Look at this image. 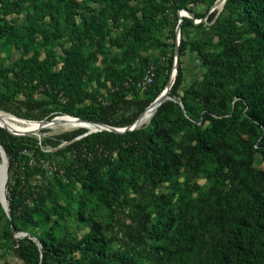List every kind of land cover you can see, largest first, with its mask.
Instances as JSON below:
<instances>
[{
    "label": "rangeland",
    "instance_id": "obj_1",
    "mask_svg": "<svg viewBox=\"0 0 264 264\" xmlns=\"http://www.w3.org/2000/svg\"><path fill=\"white\" fill-rule=\"evenodd\" d=\"M12 1L16 0L0 2V27L4 28L0 69L7 70L0 75V111L28 120L72 115L82 109L89 117L111 121L131 117L166 76L172 87L177 67L174 74L173 67L168 70L171 55L177 64L180 60L182 70L175 97L179 106L183 91L197 85L208 69L199 50H221V38L241 26L237 14L224 9V3L215 5L216 0L191 4L193 17L184 16L191 22L183 25V21L178 25V13L183 10L177 9L179 0H59L57 12L38 10L31 0H17L18 6ZM82 22L89 32L79 38L75 28ZM237 34L232 36L235 44L244 42L248 55L245 79L253 67L264 65V47L247 33L240 38ZM179 46H183L180 56ZM19 69L25 73L22 79ZM146 72L152 74L149 82L144 81ZM200 119L195 117L197 122ZM239 119L241 115L234 121ZM175 131L174 142L180 147L188 130L178 124ZM91 132L95 131L57 125L16 135L24 137L29 148L22 149L16 157L19 163L6 171V183L16 174L27 176L29 186H43L42 197L28 196L34 220L18 231L5 225L1 215L8 216L0 202V264H34L16 250L24 236L73 242L92 225L103 233L109 264H207L216 248L228 264H264V175L251 177L248 165L239 172L215 174L216 154L200 164L192 161L181 168V174L154 185H144L143 173L135 172L143 188L129 189L125 201L110 203L54 168L57 162L70 160L68 144ZM253 149L251 168L264 171V155L256 146ZM242 175L246 176L243 181ZM23 192L29 195L28 186ZM162 215L170 218L171 225L162 237L151 238L148 229ZM180 227L192 236L190 247L182 244ZM230 239L238 246L231 248ZM73 255L89 254L77 250Z\"/></svg>",
    "mask_w": 264,
    "mask_h": 264
},
{
    "label": "trees",
    "instance_id": "obj_2",
    "mask_svg": "<svg viewBox=\"0 0 264 264\" xmlns=\"http://www.w3.org/2000/svg\"><path fill=\"white\" fill-rule=\"evenodd\" d=\"M203 0H179L177 9H186L193 12L190 5ZM215 0H212L213 3ZM4 2V0H0ZM19 1H12L11 5L18 6ZM38 10H54L57 12L59 0H31ZM9 10V3L5 1ZM223 8L237 14L241 26L231 34L221 38L223 48L217 52L201 51L202 62L207 66L204 78L195 86L186 88L179 98L182 107L171 99L163 101L153 113L147 126H141L124 133L101 130L91 132L77 139L65 148L70 153V160L63 159L54 165L68 178L76 180L88 192H99L105 201L120 203L126 200L129 189L137 192L143 188L135 172L143 173L144 185H154L157 182L170 180L181 174V168L194 161L200 164L208 158L219 154L217 170L239 172L245 165L250 166V175H264V171L251 168V158L256 146L264 155V65L253 67L250 76L243 79L242 74L249 68L246 60L244 42L235 44L232 37L238 38L242 33L253 36L259 45L264 47V0H225ZM68 9V6H67ZM177 17V15L175 14ZM180 18L179 16L177 17ZM183 23L191 19L182 17ZM85 23L75 28L76 33L84 36L89 32ZM4 28L0 27V31ZM183 46L178 47L177 54L181 55ZM74 66L78 62L69 58ZM173 55L168 59V70L173 67ZM6 69H0V75H5ZM15 72V70H14ZM22 79L25 73L19 69ZM182 70L180 60L177 64L176 80L169 89V96L175 99L181 82ZM239 83H236V81ZM131 81V79H130ZM132 82V81H131ZM168 82V76L163 79L161 86L151 92L149 99L138 109L137 113L122 121H111L106 117H89L85 111L79 110L71 113L75 117L85 120L102 122L107 125L123 127L133 122L139 114L160 93ZM135 84V81L133 82ZM200 101L193 103L192 99ZM235 98V100H234ZM73 106V103L70 105ZM239 115L241 119L238 121ZM195 117L201 119L197 122ZM52 117L39 118L51 119ZM38 119V120H39ZM178 124L186 127V142L180 147L175 145L173 134ZM0 126L6 129L0 123ZM240 129L246 134L242 137ZM7 130V129H6ZM8 131V130H7ZM11 132V131H9ZM0 128V144L7 158V172L22 149L29 148L24 145V137L16 136ZM143 159L139 163L138 159ZM185 158V161H182ZM16 174L14 180L6 183V197L11 218L3 214L1 217L7 226L18 231L21 225L33 222V208L28 202V196L42 197V185L29 186L27 176L23 178ZM241 176V181L245 178ZM21 182L24 185H20ZM29 189V195L24 196L23 189ZM21 194L23 195L21 197ZM184 195L181 193V197ZM17 222L20 225H17ZM237 227L241 224L235 222ZM170 218L159 216L156 223L148 229L151 238L162 237L170 227ZM179 237L184 246L190 247L192 236L180 227ZM47 238H38L41 249L28 236L18 241L17 252L24 258L34 260V264H109L105 261V241L103 233L92 225L89 232L75 241H55ZM231 248L238 245L230 239ZM86 255L77 258L75 251ZM122 260L125 261L122 257ZM207 264H228L220 248L213 250Z\"/></svg>",
    "mask_w": 264,
    "mask_h": 264
},
{
    "label": "bare ground",
    "instance_id": "obj_3",
    "mask_svg": "<svg viewBox=\"0 0 264 264\" xmlns=\"http://www.w3.org/2000/svg\"><path fill=\"white\" fill-rule=\"evenodd\" d=\"M162 95L164 93V88L161 90ZM160 92V93H161ZM159 93V94H160ZM158 94V95H159ZM161 99L155 98L145 109L140 113L137 120V126L142 125L143 123L148 122L153 113L156 111L157 107L161 104ZM46 120H20L15 117H13L9 113H5L0 111V123L8 130L13 133H21V132H38L42 128H52L57 125H64V126H70V127H85L90 130H94L96 128H99L98 125L89 123L85 119H81L72 115H63L54 118V121L52 123H46ZM99 123V122H98ZM23 134V133H22ZM1 157V156H0ZM5 168H6V162L5 160H0V191L3 190L6 183L7 177L5 176Z\"/></svg>",
    "mask_w": 264,
    "mask_h": 264
},
{
    "label": "water",
    "instance_id": "obj_4",
    "mask_svg": "<svg viewBox=\"0 0 264 264\" xmlns=\"http://www.w3.org/2000/svg\"><path fill=\"white\" fill-rule=\"evenodd\" d=\"M224 1L225 0H216L214 4L215 5H220V4H223ZM178 15L180 17L179 21H178V25H180V23L182 22V17H184V16L193 17V13L188 11V10H186V9H183V10L179 11ZM176 67H177V58H175L174 62H173V74L176 72ZM170 85L171 84H170V80H169L167 82V84L164 86L163 95H162V92H161L159 95L156 96V98L161 99L160 100L161 103L163 101H165L166 99H171V100L177 102L174 98L169 96ZM179 105L182 107L181 103H179ZM12 116L17 118V119L24 120L22 118H18L16 116H14V115H12ZM56 117L57 116H55V117H53V118H51L49 120H46L45 122L46 123H52L54 121V118H56ZM60 117H61V115H60ZM137 120H138V117L133 122H131L129 125H126V126H123V127H115V126L107 125V124H104V123H98V122L90 121V120H87V121L89 123H93V124H96V125L99 126V128L94 129V131L107 130V131H113V132H117V133H124L126 131L138 128L139 126H137ZM9 133H11V132H9ZM28 133H32V132H21V133H16V134L17 135H25V134H28ZM11 134H13V133H11ZM13 135H15V134H13ZM0 156H1L2 160H5V162H6L5 176L7 177V174H6V171H7V159H6L5 151H4L3 147L1 146V144H0ZM0 202H1V206L4 209V211H5L6 215L8 216V218H11V215H10V212H9V208H8V204L6 202V198H5L3 190L0 191ZM12 229L14 230L13 227H12ZM16 234L27 235V233H25V232H17ZM29 237H30V239H32L37 244L38 248L41 249V245H40V242L38 241V239L36 237H31V236H29Z\"/></svg>",
    "mask_w": 264,
    "mask_h": 264
},
{
    "label": "built area",
    "instance_id": "obj_5",
    "mask_svg": "<svg viewBox=\"0 0 264 264\" xmlns=\"http://www.w3.org/2000/svg\"><path fill=\"white\" fill-rule=\"evenodd\" d=\"M152 80V74L150 72H146L144 81L149 82Z\"/></svg>",
    "mask_w": 264,
    "mask_h": 264
}]
</instances>
